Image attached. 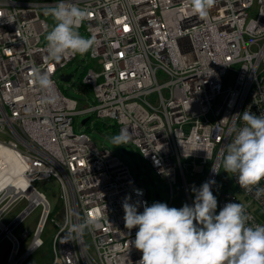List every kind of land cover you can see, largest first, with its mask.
Instances as JSON below:
<instances>
[{
    "label": "built area",
    "instance_id": "built-area-1",
    "mask_svg": "<svg viewBox=\"0 0 264 264\" xmlns=\"http://www.w3.org/2000/svg\"><path fill=\"white\" fill-rule=\"evenodd\" d=\"M60 2L0 0V145L17 150L22 174L40 198L31 204L26 194L0 188V240L10 243L6 264H21L42 245L50 205L34 183L50 178L58 183L62 204L50 264H137L142 253L128 240L138 228H125L122 204L129 196V203L141 202L142 212L143 202L151 205L147 191L110 149L75 131L74 118L112 119L118 134L127 130L126 144L165 186V199L156 192L158 202L192 205L191 188L216 180L212 164L219 171L221 153L233 138L229 129L243 125L235 114H264V0H217L205 17L193 13L191 0H64L88 10L79 29L93 39L87 52L93 65L82 78L93 98L79 109L78 100L57 85L76 55L50 62L43 40L44 11ZM33 68L51 70L52 88L39 87ZM201 174L199 183L186 177ZM229 175L246 200L226 187L214 194L216 214L228 202L242 203L249 223L264 226L250 211L255 204L264 212V195L256 199ZM22 200L25 208L5 224V215ZM38 207L31 239L20 253L13 228ZM85 217L100 227L68 235L71 224Z\"/></svg>",
    "mask_w": 264,
    "mask_h": 264
},
{
    "label": "clouds",
    "instance_id": "clouds-1",
    "mask_svg": "<svg viewBox=\"0 0 264 264\" xmlns=\"http://www.w3.org/2000/svg\"><path fill=\"white\" fill-rule=\"evenodd\" d=\"M217 0H191L195 15L205 17ZM52 17L54 25L46 34V50L50 62L59 63L65 57L87 53L93 39H85L78 31L88 19L87 9H81L61 0L44 11ZM35 82L41 89L52 88L51 70L40 72L33 68ZM242 119L239 128H230V143L221 153L223 169L236 176L240 187L254 193L256 199L264 195V114L250 111L235 114ZM234 134V135H233ZM127 130L111 138L114 146L128 143ZM212 172L219 174L216 165ZM214 179L192 187V205L180 208L166 203L143 202V211L138 212L141 202L129 203L126 196L122 204L126 229L138 228L134 240L128 244L142 253L137 264H264V226L250 224L251 217L242 203H226L216 214L217 198L212 193ZM137 194H141L137 190ZM99 222L85 217L81 223H72L68 235L82 236L85 229L99 228Z\"/></svg>",
    "mask_w": 264,
    "mask_h": 264
},
{
    "label": "rangeland",
    "instance_id": "rangeland-1",
    "mask_svg": "<svg viewBox=\"0 0 264 264\" xmlns=\"http://www.w3.org/2000/svg\"><path fill=\"white\" fill-rule=\"evenodd\" d=\"M255 9L252 11L254 13ZM253 13L251 16H253ZM46 22L48 26V31L54 25L52 17L46 16ZM80 35L85 39H88L87 34L82 30L78 29ZM47 34V33H46ZM46 35L43 37L45 39ZM84 57V58H83ZM93 62V61H92ZM91 65V60L87 53L76 54V58L65 68L62 72L72 74L69 82H64L57 80V85L59 89L66 95L73 97L78 100V109L85 105V101H91L93 95L90 88L84 86L82 78L84 75V70L87 66ZM85 115H77L74 118L73 128L75 131H85L94 144L98 147H105L110 149L114 155L121 159L127 164L130 173L135 179H138L143 183L150 204L157 202L154 199V194L159 192L160 197L165 199V186L162 180L149 168L144 162H142L141 156L133 151L127 145L124 147L114 146L111 143V138L118 135V132L113 131L114 121L112 119L98 120L93 119L89 122V129L86 131L85 127L80 124L81 120L85 118ZM89 117V116H88ZM99 122V124H96ZM219 174L216 176V183L214 185L213 195L217 192L222 191L226 187L233 191V193L239 197L241 200L245 201V197L235 192V186L231 181L229 173L225 172L223 169V164L219 168ZM204 176L201 174L198 177H187V180L194 183H199V180ZM34 186L39 191L43 192L50 205V213L43 226L41 233L42 245L34 250L21 264H50L52 261V242L53 236L56 232L57 227L55 226V221H60V210L62 207L61 199L59 197L60 190L56 179L50 178L45 181H36ZM26 201H19L3 218L5 224H9L26 206ZM40 208H35L27 216H25L14 228L13 234L20 242L19 252H23L31 239L33 229L35 227L36 221L39 216ZM250 211L256 216V218L264 224V212L261 211L255 204L250 205ZM23 232H27L26 238L23 237ZM10 250V243L6 238L0 240V264H6V258Z\"/></svg>",
    "mask_w": 264,
    "mask_h": 264
},
{
    "label": "bare ground",
    "instance_id": "bare-ground-1",
    "mask_svg": "<svg viewBox=\"0 0 264 264\" xmlns=\"http://www.w3.org/2000/svg\"><path fill=\"white\" fill-rule=\"evenodd\" d=\"M16 152L17 150L0 145V188L5 187L9 188L11 192L17 191L26 194L29 196V202L36 204L40 198L34 196L29 180L22 174L25 165ZM15 248H13L14 251Z\"/></svg>",
    "mask_w": 264,
    "mask_h": 264
},
{
    "label": "water",
    "instance_id": "water-1",
    "mask_svg": "<svg viewBox=\"0 0 264 264\" xmlns=\"http://www.w3.org/2000/svg\"><path fill=\"white\" fill-rule=\"evenodd\" d=\"M71 75L72 74H69V73H67V74H60L59 75V80H61V81H64V82H69L70 81V78H71ZM89 120V117H85V118H83L82 120H81V122H80V124L82 125V126H84L85 125V123L87 122ZM160 197L158 196V193H156L155 194V201H160Z\"/></svg>",
    "mask_w": 264,
    "mask_h": 264
},
{
    "label": "trees",
    "instance_id": "trees-1",
    "mask_svg": "<svg viewBox=\"0 0 264 264\" xmlns=\"http://www.w3.org/2000/svg\"><path fill=\"white\" fill-rule=\"evenodd\" d=\"M91 65H93V62L91 61ZM87 67H89V66H87ZM86 67V68H87ZM93 117L91 116L90 118H89V120L85 123V129H86V131L89 129V122L90 121H93ZM96 124H99V122H96ZM113 131L116 133L117 132V127H116V125L114 124V126H113ZM124 145H127V144H123L122 145V147H124ZM129 148H130V150H131V152H133L134 150L131 148V146H129V145H127Z\"/></svg>",
    "mask_w": 264,
    "mask_h": 264
}]
</instances>
